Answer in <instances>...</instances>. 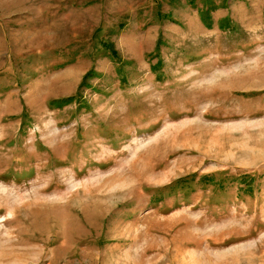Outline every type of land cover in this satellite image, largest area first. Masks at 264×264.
I'll use <instances>...</instances> for the list:
<instances>
[{
  "label": "rangeland",
  "instance_id": "374dc122",
  "mask_svg": "<svg viewBox=\"0 0 264 264\" xmlns=\"http://www.w3.org/2000/svg\"><path fill=\"white\" fill-rule=\"evenodd\" d=\"M209 9L0 0V264H264V0Z\"/></svg>",
  "mask_w": 264,
  "mask_h": 264
},
{
  "label": "trees",
  "instance_id": "16d2710c",
  "mask_svg": "<svg viewBox=\"0 0 264 264\" xmlns=\"http://www.w3.org/2000/svg\"><path fill=\"white\" fill-rule=\"evenodd\" d=\"M205 6V11H203L202 15H201V19L203 20L204 24L206 25V27H211V23H208V20L206 18V15L209 14L207 13L210 9V6L213 4V0H201ZM191 4H193V1H191ZM220 28H223L222 25ZM112 55L113 57L116 55L115 52H112ZM73 98H65V99H60V100H57L55 101V104L58 106V107H62V106H65V105H68L70 103L73 102Z\"/></svg>",
  "mask_w": 264,
  "mask_h": 264
}]
</instances>
